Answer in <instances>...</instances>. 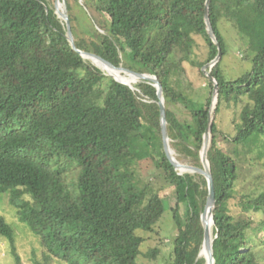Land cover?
Masks as SVG:
<instances>
[{
	"label": "trees",
	"instance_id": "obj_1",
	"mask_svg": "<svg viewBox=\"0 0 264 264\" xmlns=\"http://www.w3.org/2000/svg\"><path fill=\"white\" fill-rule=\"evenodd\" d=\"M66 1L78 49L157 76L176 159L202 167L212 98L189 99L182 84L185 64L192 63L213 90L202 72L218 55L206 29L207 0ZM209 15L222 58L223 20L254 53L253 69L236 79L224 77L222 59L211 73L219 85L208 151L215 264H264V191L242 196L239 218L229 209L239 160L254 149L264 155V0H210ZM197 37L207 47L203 61L195 55ZM86 61L72 50L51 0H0V194L41 243L45 264H138L146 241L138 231L154 232L173 195L178 234L169 264H206L199 255L207 182L180 175L167 159L157 90L145 82L132 90ZM224 102L242 105L234 137L216 124ZM158 173L162 186L152 180ZM0 237L22 264L15 230L3 215ZM158 254L152 249L148 258Z\"/></svg>",
	"mask_w": 264,
	"mask_h": 264
},
{
	"label": "rangeland",
	"instance_id": "obj_2",
	"mask_svg": "<svg viewBox=\"0 0 264 264\" xmlns=\"http://www.w3.org/2000/svg\"><path fill=\"white\" fill-rule=\"evenodd\" d=\"M51 2L54 6L55 0H51ZM80 5L83 6V1L80 2ZM221 32L225 38V54L222 58L221 64L223 75L226 79L233 80L253 69L254 53L246 47V41L240 38L233 25L226 20H223L221 23ZM196 39L198 45L195 48V55L203 61L207 56V47L202 38L197 37ZM87 60L89 61L90 59L88 58ZM90 62L93 64L95 63L92 60H90ZM96 65L99 66V64ZM185 67L187 73L182 84V91L185 96L198 102H205L209 98H212L213 90L209 88L208 82L200 77L198 67L193 66L192 63H186ZM101 69L106 75H108L106 70L102 67ZM245 100L247 101V99ZM241 108L242 105L238 108H233L231 104L226 102L222 105L216 124L224 134L229 135L230 137L236 135L234 118L238 117ZM222 147H226L228 150L232 149V146H225V144H222ZM244 156L245 158L243 157L239 160V180L236 184L234 198L229 202L230 212L236 218H239L243 214L241 205L242 196H256L264 191V155H261L259 149H254L253 152ZM183 164L190 165L186 162ZM160 174L161 173H158V179L152 178V180L162 186L164 183L161 180L163 178ZM179 174L183 175L181 173ZM166 191L165 195L170 193L171 190L169 191V189H167ZM167 200L168 202L165 206L166 212L154 228V232L149 233L138 231V233L146 239L141 248L143 256L141 257V260L140 257L138 258V264H169L172 252L171 249L173 247L171 244L178 232L171 210V208L176 205L175 196H169ZM16 213V210L11 208L9 204L8 196L0 194V215H3L15 230V252L22 259V264H45L44 249L41 243L28 232V229L24 224L19 223ZM248 216H251L253 220L256 221L261 220V215L253 211H250ZM255 242L258 241L255 240ZM155 248L159 250L158 256H156L155 259L148 258L149 251ZM0 264H16L12 246L10 242L3 237H0ZM49 264L58 263L54 260H50Z\"/></svg>",
	"mask_w": 264,
	"mask_h": 264
},
{
	"label": "water",
	"instance_id": "obj_3",
	"mask_svg": "<svg viewBox=\"0 0 264 264\" xmlns=\"http://www.w3.org/2000/svg\"><path fill=\"white\" fill-rule=\"evenodd\" d=\"M209 6H210V0H207L206 8H205L206 29H207L208 36L211 38L213 43H215L218 48V55L212 62L206 64L202 68L203 74L208 79H210L211 82L213 83V97H212V104L210 107L208 127L204 134L203 145H202V149L200 152L202 167L183 164L172 155L173 150L170 146L171 139L169 138L167 120H166V98H165L164 89L160 81L158 80L157 76L147 74V73L135 72L133 70L125 68L123 65L116 66L114 63H112L110 60H108L102 55H99L93 52H86V51H82L78 49L75 44V38L72 32V26H71V22L69 19L67 1L66 0H55L53 9H54L55 15L61 21L62 25L64 26L66 30V38L72 50L77 52L85 61H86V58H89L90 60H93V61H97L108 71L111 70L113 72H118L122 74L123 76H128L130 78H133L139 83L141 82L148 83L157 90V96L159 99L158 105L160 108L161 134H162L164 152L166 154L167 159L169 160V162L172 164V166L175 168L177 172L181 174H190V175L199 174V175H202L206 179L207 187H208V196H207L203 211L201 212V215H200V220H201V224H202L203 231H204V240H203V245H202V249H201L199 257L204 258L206 260V264H215L213 247H214V241L217 238V235H214V232H213V236H212L211 231H210V222H213L215 226L214 211L216 207V192H215L214 179L212 176L211 167H210V163L208 160V151L210 148V143H211V138H212V124L214 121V113L217 109L218 99H219V85H218L217 80L212 76L211 73H212L213 68L222 59V49L214 33V30H213V27L210 21ZM95 66L98 67L97 65ZM107 76L113 78L117 82H120L122 84L129 86L132 90H135L134 86L118 81L112 75L108 74Z\"/></svg>",
	"mask_w": 264,
	"mask_h": 264
},
{
	"label": "bare ground",
	"instance_id": "obj_4",
	"mask_svg": "<svg viewBox=\"0 0 264 264\" xmlns=\"http://www.w3.org/2000/svg\"><path fill=\"white\" fill-rule=\"evenodd\" d=\"M86 59H88V58H86ZM93 61V60H92ZM96 64H99V66L98 67H102L104 70H106L107 71V73L109 74V75H112L113 77H115L118 81H121V82H124V83H127V84H130V85H134V84H137V81L136 80H134L133 78H130V77H128V76H125L124 78H122V77H120V75H122V74H120V73H118V72H113V71H111V70H107L106 68H104L100 63H98L97 61H94ZM94 63V64H95ZM95 64V65H96ZM100 67V68H101ZM172 155L175 157V153L172 151ZM176 158V157H175ZM213 228H214V224H213V222H210V231H211V234H212V236H213Z\"/></svg>",
	"mask_w": 264,
	"mask_h": 264
}]
</instances>
